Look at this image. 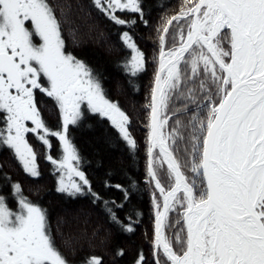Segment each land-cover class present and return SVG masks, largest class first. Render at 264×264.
Returning a JSON list of instances; mask_svg holds the SVG:
<instances>
[{
	"label": "snow or ice",
	"instance_id": "obj_1",
	"mask_svg": "<svg viewBox=\"0 0 264 264\" xmlns=\"http://www.w3.org/2000/svg\"><path fill=\"white\" fill-rule=\"evenodd\" d=\"M93 3L117 25L137 23L117 15L124 12L149 23L143 0ZM162 21L146 105V171L156 190L154 264H264V0H181ZM121 39L131 50L125 69L137 76L146 70L145 53L129 31ZM37 93L55 103L59 130L47 126ZM178 99L181 109L174 107ZM178 111L193 114L170 125ZM86 112L106 118L129 149H137L129 115L107 98L93 69L66 50L49 0H0V149L11 150L23 170L39 178L38 153L28 139L33 134L61 173L56 191L70 198L91 195L131 233L132 218L123 224L116 211L124 203L94 192L79 166L69 129L80 126ZM50 138L58 140L62 158L50 154ZM113 187L130 199L128 188ZM10 189L0 186V264H71L46 210L23 194L20 183ZM86 264H103V258L92 256ZM137 264H146L143 253Z\"/></svg>",
	"mask_w": 264,
	"mask_h": 264
},
{
	"label": "trees",
	"instance_id": "obj_2",
	"mask_svg": "<svg viewBox=\"0 0 264 264\" xmlns=\"http://www.w3.org/2000/svg\"><path fill=\"white\" fill-rule=\"evenodd\" d=\"M62 25V35L66 50L85 62L96 73L102 83L107 98L117 102L129 115L130 132L137 142L132 151L120 138L118 131L106 118L86 112L80 126H70L69 134L80 156V168L91 182L94 192L104 200L123 202L124 208L117 209L123 224L132 218L134 231H124L114 223L104 203L93 201L91 195L67 197L56 191L61 173L46 160L45 147L33 134L29 142L38 153L39 178L30 177L14 157L11 150L0 149V186L5 193L10 185L20 183L23 194L46 210L50 231L57 246L71 264H86L92 256L103 258V264H137L141 253L146 264H154L153 232L154 209L152 193L156 191L148 182L147 137L148 109L154 75L157 71L158 33L162 18L174 14L181 0H143L145 19L127 12L117 13L125 20L135 18V26L125 27L112 22L93 3V0H49ZM129 31L138 47L145 53L146 70L132 76L125 63L130 59L131 50L121 39V34ZM38 106L47 126L59 130L61 117L51 98L37 93ZM184 101L175 100L174 107L181 109ZM195 109V105H189ZM193 112L178 111L172 120L179 118L187 122ZM31 126V125H30ZM53 148L50 154L62 158V149L56 138H50ZM191 176V173H186ZM8 177V179H5ZM106 182L108 185L105 186ZM123 185L131 192L130 199L124 200L123 193L114 185ZM10 206L18 207L15 198L9 199ZM176 214H172L174 222ZM178 227V226H175ZM175 228L168 229L170 235ZM123 250V255L117 253Z\"/></svg>",
	"mask_w": 264,
	"mask_h": 264
},
{
	"label": "rangeland",
	"instance_id": "obj_3",
	"mask_svg": "<svg viewBox=\"0 0 264 264\" xmlns=\"http://www.w3.org/2000/svg\"><path fill=\"white\" fill-rule=\"evenodd\" d=\"M18 208V207H17Z\"/></svg>",
	"mask_w": 264,
	"mask_h": 264
}]
</instances>
